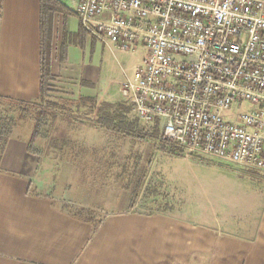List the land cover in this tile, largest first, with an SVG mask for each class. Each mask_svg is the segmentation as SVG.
Wrapping results in <instances>:
<instances>
[{"label":"crops","instance_id":"crops-1","mask_svg":"<svg viewBox=\"0 0 264 264\" xmlns=\"http://www.w3.org/2000/svg\"><path fill=\"white\" fill-rule=\"evenodd\" d=\"M60 1L77 27L68 29L71 39L61 35L62 13L55 14L49 96L75 93L73 98L86 101L103 91L86 48L88 38L99 41L82 27L69 1ZM40 55V0H0V97L25 103L40 97ZM8 144L0 160V264H198L203 258L204 264H264V205L248 229L236 221L225 230L134 207L109 210L93 233L99 221L87 215L90 205L53 192L36 176V153L19 141Z\"/></svg>","mask_w":264,"mask_h":264},{"label":"built area","instance_id":"built-area-1","mask_svg":"<svg viewBox=\"0 0 264 264\" xmlns=\"http://www.w3.org/2000/svg\"><path fill=\"white\" fill-rule=\"evenodd\" d=\"M71 2L97 41L145 48L118 93L147 136L264 171V0Z\"/></svg>","mask_w":264,"mask_h":264},{"label":"rangeland","instance_id":"rangeland-1","mask_svg":"<svg viewBox=\"0 0 264 264\" xmlns=\"http://www.w3.org/2000/svg\"><path fill=\"white\" fill-rule=\"evenodd\" d=\"M58 23L60 34L65 32L71 39L68 29L77 27L73 12L59 15ZM86 48L94 55L103 91L86 101L73 98L75 93L61 92L64 96H49L34 107L2 103L0 115L17 126L0 146V160L6 157L10 141L28 144L37 112L43 111L47 122L34 144L41 167L36 176L70 202L90 205L87 215L96 221L107 217L111 209L129 211L135 207V211L148 214H180L225 230L233 221L246 229L249 223L253 225L264 205V171L205 157L185 159L170 142L147 136L118 93L120 83L134 77L145 49L119 51L112 44L89 38ZM100 107L105 112L98 113ZM26 109L27 120H19ZM106 114L121 115L126 123L135 125L142 138L97 124ZM204 263L205 258L198 261Z\"/></svg>","mask_w":264,"mask_h":264},{"label":"trees","instance_id":"trees-1","mask_svg":"<svg viewBox=\"0 0 264 264\" xmlns=\"http://www.w3.org/2000/svg\"><path fill=\"white\" fill-rule=\"evenodd\" d=\"M71 11L60 1V0H40V30H41V81H40V97L34 102H20L9 100L0 97V106L2 103H10L18 105L19 107H34L35 104H42L49 97L51 88L50 83L54 80L51 73V60H52V39H53V25L54 17L56 13L69 14ZM1 111V109H0ZM98 113L105 112L103 107H100L97 111ZM29 111L26 109L19 115V120H27ZM96 120L97 124L105 127L107 130L111 131H125L128 135L135 138H142L139 135V131L134 129L133 123H126L121 115L117 114L113 117L109 115H104L102 119ZM47 122V114L43 111L37 112V119L34 122L33 131L27 144V150L30 153H34V144L36 140L40 137L43 126ZM17 126L16 122L7 121L0 115V146L7 143L12 134L14 127ZM99 221L93 227V233L96 232Z\"/></svg>","mask_w":264,"mask_h":264}]
</instances>
